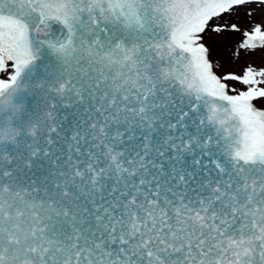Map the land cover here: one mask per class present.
I'll return each mask as SVG.
<instances>
[{"label":"snow or ice","instance_id":"obj_1","mask_svg":"<svg viewBox=\"0 0 264 264\" xmlns=\"http://www.w3.org/2000/svg\"><path fill=\"white\" fill-rule=\"evenodd\" d=\"M0 264H264V0H0Z\"/></svg>","mask_w":264,"mask_h":264}]
</instances>
